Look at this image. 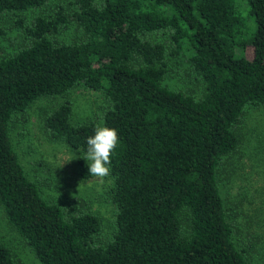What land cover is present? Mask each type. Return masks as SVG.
Wrapping results in <instances>:
<instances>
[{"label": "trees", "instance_id": "16d2710c", "mask_svg": "<svg viewBox=\"0 0 264 264\" xmlns=\"http://www.w3.org/2000/svg\"><path fill=\"white\" fill-rule=\"evenodd\" d=\"M47 1L0 0V19L12 15L27 39L0 57V205L10 227L41 264H248L217 171L238 148L245 109L264 106V0H72L74 41L56 38L70 22L64 8L21 15ZM181 56L198 95L165 84ZM76 86L101 92L104 111L75 123L66 99L43 123L85 179L87 138L98 125L117 130L104 241L96 214L43 197L10 138L14 115ZM0 264H22L2 241Z\"/></svg>", "mask_w": 264, "mask_h": 264}, {"label": "rangeland", "instance_id": "374dc122", "mask_svg": "<svg viewBox=\"0 0 264 264\" xmlns=\"http://www.w3.org/2000/svg\"><path fill=\"white\" fill-rule=\"evenodd\" d=\"M64 8L69 17L66 28L60 29L58 41L80 39L81 32L72 20V0H48L41 7L22 12L30 21L37 15H54ZM0 57L14 53L26 43V36L14 24L12 15L0 19ZM247 55L250 52L247 50ZM171 59V58H170ZM172 67L165 84L198 95L201 84L185 56L170 60ZM72 104L71 119L78 123L95 120L107 105L103 94L84 86H76L68 94L37 99L24 113L10 122V138L27 175L35 180L43 197L66 205L77 201L84 210L102 221L98 241L110 238L113 231L114 206L110 188L112 178L100 181L94 176L82 178L77 155L64 143L51 140L44 128V115L64 100ZM235 130L240 142L237 150L223 159L217 171L228 218L234 227V241L244 252L248 264H264V106L247 107ZM0 241L22 264H41L33 251L7 223L0 205Z\"/></svg>", "mask_w": 264, "mask_h": 264}, {"label": "clouds", "instance_id": "9594fccd", "mask_svg": "<svg viewBox=\"0 0 264 264\" xmlns=\"http://www.w3.org/2000/svg\"><path fill=\"white\" fill-rule=\"evenodd\" d=\"M119 143L117 130L107 126H97L94 135L87 138L84 160L88 173L103 181L111 175V156Z\"/></svg>", "mask_w": 264, "mask_h": 264}]
</instances>
